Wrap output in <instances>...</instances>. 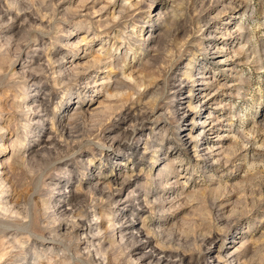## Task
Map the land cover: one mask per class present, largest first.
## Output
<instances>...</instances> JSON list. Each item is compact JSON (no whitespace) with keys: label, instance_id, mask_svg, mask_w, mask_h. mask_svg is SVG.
I'll use <instances>...</instances> for the list:
<instances>
[{"label":"rangeland","instance_id":"374dc122","mask_svg":"<svg viewBox=\"0 0 264 264\" xmlns=\"http://www.w3.org/2000/svg\"><path fill=\"white\" fill-rule=\"evenodd\" d=\"M0 185V264H264V0H0Z\"/></svg>","mask_w":264,"mask_h":264},{"label":"bare ground","instance_id":"6f19581e","mask_svg":"<svg viewBox=\"0 0 264 264\" xmlns=\"http://www.w3.org/2000/svg\"><path fill=\"white\" fill-rule=\"evenodd\" d=\"M18 2V1H17ZM133 7H134V5H132ZM13 9V8H12ZM9 11H10V9H8ZM6 12L5 11V13L4 12H2V14L3 15H5V14H9L10 12ZM12 11V10H11ZM8 17H9V15H7ZM16 16V15H15ZM7 21V20H6ZM42 24V22L40 23V25ZM43 25V24H42ZM99 55H101V54H99ZM103 56V55H102ZM106 57V56H105ZM61 59V58H60ZM62 60H63V58H62ZM61 60V61H62ZM102 61V58L101 57H99V56H93L92 57V60L91 61H89L87 64H88V66H85V67H87L88 69H89V67H92V66H96L97 64H99L100 62ZM48 63H49V66L51 67V70H54L55 68L54 67H52L53 65H54V63L55 62H57V61H54V62H52V60H48L47 61ZM46 62V63H47ZM85 63V64H86ZM82 64V63H81ZM101 64V63H100ZM78 67V66H77ZM77 69V68H76ZM79 69V68H78ZM87 69V70H88ZM60 70V69H59ZM86 70V69H85ZM75 71V70H74ZM80 71V70H79ZM58 72V71H57ZM61 72V71H60ZM60 74V73H59ZM78 74V73H77ZM135 82V81H134ZM107 97H110V95L109 96H107ZM107 105H109V104H107ZM111 105V104H110ZM183 105H184V103H181V104H177V111L179 110V111H183ZM105 108V107H104ZM103 109V108H102ZM31 110V109H30ZM77 112H75L76 114H75V117H79V115H80V112L78 111V108H77V110H76ZM99 111V110H98ZM86 112V111H85ZM89 113V112H88ZM81 115H82V113H81ZM56 131V130H55ZM188 145V144H187ZM188 147H191V148H193L192 147V145H190V146H188ZM202 148H203V146L201 145L200 146V148H198L197 149V151H196V153L198 154V153H201L202 151H204V149L202 150ZM194 149V148H193ZM125 180V179H124ZM108 185V184H107ZM113 186V185H112ZM3 187V185L1 186L0 185V188H2ZM107 188V187H106ZM109 192H110V196L109 197H112V195H113V193L114 192H116V191H118L117 189L115 190H113L112 191V187L111 186H109L108 187V189H107ZM94 192V191H93ZM113 192V193H112ZM89 199V198H88ZM57 207V206H56ZM57 209V208H56ZM60 208H58L57 210H59ZM4 211H7L6 209L4 210ZM9 211V210H8ZM11 211V210H10ZM9 211V212H10ZM50 211V210H49ZM61 212H65V211H67L66 209H62V210H60ZM70 212V211H69ZM74 212V211H73ZM72 212V213H73ZM76 212V211H75ZM14 212H12V214H13ZM16 213V212H15ZM14 213V214H15ZM72 213H68V214H71L72 215ZM74 214V213H73ZM77 215V214H76ZM81 215V214H80ZM84 215H86V214H83V216ZM71 217V216H70ZM72 217H74L75 218V216H72ZM71 217V218H72ZM82 217V216H81ZM77 217V221L74 223H72V226H71V230H73L74 232H73V234H74V236L75 237H77V236H79V235H84V234H86V232H87V234H88V232H89V228H86V226L84 227V225H83V220H84V218H85V216L84 217ZM75 220H76V218H75ZM5 224V223H4ZM126 230H129V229H126ZM135 230H137V229H135ZM67 231H68V229H67ZM65 232H66V230H65ZM72 232V231H71ZM75 233H76V235H75ZM72 234V233H71ZM132 234V233H131ZM68 235V234H67ZM66 235V236H67ZM134 235V233L132 234V238L134 237L133 236ZM137 235H138V237L141 239V240H145V245L146 246H149V252L148 253H144L143 251H140V253H141V255H142V259H144V260H149V261H152L154 264H167V262H168V260H169V258L168 259H166L167 257H166V255H165V253H164V251H162V250H160V249H158V248H156V247H154V246H150L151 245V241L153 240V239H155V235L154 234H151V232L148 230V228H143L142 230H137ZM155 236V237H154ZM63 237V236H62ZM65 237V236H64ZM63 237V238H64ZM125 237V236H124ZM59 238H61V236H59L57 233H56V230H55V234H54V239L55 240H57V239H59ZM60 240V239H59ZM64 240V239H63ZM77 240V239H76ZM91 242V241H90ZM88 243V242H87ZM137 250H139V247L138 248H136ZM90 252V251H89ZM181 259V258H180ZM2 260V259H1ZM26 260H28V259H26ZM29 260H33V258L32 257H30L29 258ZM30 261V262H31ZM148 261V262H149ZM171 262V261H170ZM174 262H175V260H174ZM150 263V262H149ZM173 263V262H172ZM26 264H29V262H27ZM151 264V263H150Z\"/></svg>","mask_w":264,"mask_h":264}]
</instances>
